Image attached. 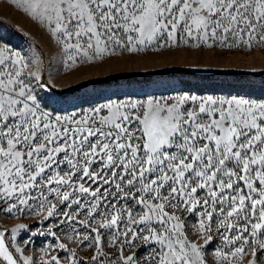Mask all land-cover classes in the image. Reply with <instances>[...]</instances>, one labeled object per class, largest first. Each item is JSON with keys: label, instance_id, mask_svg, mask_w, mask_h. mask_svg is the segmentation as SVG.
Wrapping results in <instances>:
<instances>
[{"label": "snow or ice", "instance_id": "6c2138e0", "mask_svg": "<svg viewBox=\"0 0 264 264\" xmlns=\"http://www.w3.org/2000/svg\"><path fill=\"white\" fill-rule=\"evenodd\" d=\"M5 2L65 70L264 51V0ZM40 67L0 42V213L18 221L0 264H264V99L133 92L61 113Z\"/></svg>", "mask_w": 264, "mask_h": 264}, {"label": "rangeland", "instance_id": "374dc122", "mask_svg": "<svg viewBox=\"0 0 264 264\" xmlns=\"http://www.w3.org/2000/svg\"><path fill=\"white\" fill-rule=\"evenodd\" d=\"M0 42L9 43L23 54L31 56L35 52L39 56L40 83L47 87L37 91L48 100L50 110L61 113L90 107L113 94L133 92L165 95L191 91L199 95L264 99V51L260 50L223 55L188 54L183 50L125 55L104 63L65 70L54 41L38 24L5 0H0ZM77 87L80 88L77 90ZM59 90L74 91L60 95ZM17 222L16 218L0 213V228L11 227ZM23 222H28V218H23ZM195 222L193 218L190 224ZM43 240L42 237L34 238L37 250ZM215 246L212 245L209 251Z\"/></svg>", "mask_w": 264, "mask_h": 264}, {"label": "trees", "instance_id": "16d2710c", "mask_svg": "<svg viewBox=\"0 0 264 264\" xmlns=\"http://www.w3.org/2000/svg\"><path fill=\"white\" fill-rule=\"evenodd\" d=\"M79 88H80V87H77V90H78ZM72 91H74V90H59V91H57V93H59L60 95H65V94L70 93V92H72Z\"/></svg>", "mask_w": 264, "mask_h": 264}]
</instances>
